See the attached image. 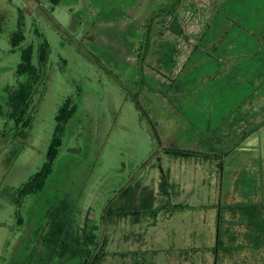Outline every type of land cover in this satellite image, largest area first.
<instances>
[{"label": "rangeland", "instance_id": "374dc122", "mask_svg": "<svg viewBox=\"0 0 264 264\" xmlns=\"http://www.w3.org/2000/svg\"><path fill=\"white\" fill-rule=\"evenodd\" d=\"M54 1L0 0L5 110L7 91L26 78L17 74L22 50L33 46L35 66L44 43L48 51L28 126L0 115V264H81L88 250L96 264L136 258L165 264L180 250L194 264H264L235 254L263 253L264 246L225 241L209 247L195 238L184 245V223L154 228L155 216L147 214L177 189L179 174L182 186L196 189L205 178L200 169L209 167L194 153L184 157L169 148L201 154L224 152L208 145H242L226 151V191L233 187L228 178L237 153L247 165L251 145H264V0ZM56 137L62 142L44 189L22 193L48 163ZM139 191L153 205L134 213L130 197ZM57 207L65 208L64 241L74 247L72 257L52 254L44 244L42 236L51 237L53 229L48 211ZM205 217L208 238L211 215ZM161 223L171 228L162 240Z\"/></svg>", "mask_w": 264, "mask_h": 264}, {"label": "crops", "instance_id": "0c3cea01", "mask_svg": "<svg viewBox=\"0 0 264 264\" xmlns=\"http://www.w3.org/2000/svg\"><path fill=\"white\" fill-rule=\"evenodd\" d=\"M208 146L213 149L224 150V152L217 153L207 151L199 154V152L192 150L194 154L191 156L196 154L197 157L204 159V164H206V166H209L206 169H204V167L200 169V172L204 174L201 175V178L205 177L201 185L196 189H194V187L189 189L188 186H182L180 183L181 174H179L175 178L176 182H174V184L178 186L177 189L172 192H165L166 194L162 197L161 208H159L158 211L152 208L151 211H148L150 212L147 213L148 215L151 214L152 216H155V218H152L151 224L156 228L159 222H166L170 225L172 222H175L173 225L184 223L185 225L183 229L186 231L184 241L182 242L184 245H188L189 242H187V239L190 241L195 238L199 244L209 247L217 245L219 247L226 244L225 241H227L228 243H235L234 245H231V247L259 246L260 248H263L264 145L261 147H258L260 145H251L252 150L247 157H245L247 158V162L249 161L247 165L242 164L241 161L243 158L240 156V153H237L235 168L229 171V176L231 177L228 178L231 179L233 187L226 191L223 187L227 171L224 163L225 157L230 149L241 150L242 145H232V147H230V145ZM227 150L228 152L226 153ZM221 160L222 163L219 165L218 162ZM178 165L182 166V163H179ZM191 170L193 173L190 175L193 176L194 170L192 167ZM213 176H215V178H213ZM189 179L191 178L189 177ZM155 194L156 193H152L150 196L154 198ZM148 196L149 195H145L140 191L138 194L135 193L133 196H129L134 204H137V206L134 207V209H137L134 213H140V209L141 211H146L147 208L143 205H153ZM173 198L175 199L174 201H172ZM177 215L181 217L177 218ZM208 215H211L209 228L210 236L204 238L203 230L206 227L207 222L205 216ZM162 223L160 234L158 233L160 237L163 236L160 238L161 240L164 236L166 237L168 235L167 232L170 228ZM225 223L226 236L224 237L222 229ZM162 229H166L164 235ZM183 229L181 231H183ZM124 238H129V233L124 234ZM137 238H141V236H138ZM242 240H244L245 243H241L240 241ZM206 241H208V243H206ZM235 254L239 255L237 258L241 262H264V252L255 253L249 250H242ZM213 260L212 256L210 261L212 262ZM159 261L161 262V260ZM222 261L223 263L228 262L227 258H224ZM139 262V258H136L129 263L139 264ZM157 262V259L153 258L152 260H149V263L147 264H157ZM194 263L195 261L193 257H190L189 253L184 250L177 251L174 255L171 254L169 258L165 260V264Z\"/></svg>", "mask_w": 264, "mask_h": 264}, {"label": "trees", "instance_id": "16d2710c", "mask_svg": "<svg viewBox=\"0 0 264 264\" xmlns=\"http://www.w3.org/2000/svg\"><path fill=\"white\" fill-rule=\"evenodd\" d=\"M55 0L54 2H57ZM22 61L19 63L17 67V74L18 76H26L25 80L19 84L17 88L14 90L7 91V106L8 109L5 110L0 104V115L4 116L8 120L12 121L16 127H27L29 124V107L30 103L33 100L34 95L36 94V88L40 84L39 82L43 79L44 67L46 66V58L48 55L47 45L44 43L39 49L38 54V65H34V48L33 46H28L26 49L22 50ZM72 99H67L60 110L58 115V122H62V118L64 113L67 111V106ZM74 109H72L73 111ZM59 127L56 130V134L59 132ZM0 135H3L2 131L0 130ZM55 142L49 147L47 160L46 163L41 170L36 172L31 180L26 183L21 192L28 195L30 193H35L39 191V189H44V183L48 175L53 170L52 163L57 155L58 149L61 146L62 139L56 137ZM167 151L171 152L174 155L180 156H189L192 151L182 150V149H172L169 148ZM63 207H67V204L64 202ZM64 209L57 207V209H49L48 217L50 218L49 222L52 225V236L49 237L47 234H44V244L52 251V254L59 252L60 254L69 252L71 254H76L74 247L66 244L64 241L65 235V225L66 221L62 219V214L65 212ZM55 234H58L57 239L54 238ZM60 240V244L57 242L53 244V241ZM58 247V248H57ZM57 248V249H56ZM85 251V249H82ZM85 253V252H84ZM100 254V253H99ZM97 254V255H99ZM85 259H83L81 264H96L97 261H90L88 257L91 255L90 250L86 252ZM72 257V255H71ZM51 259V257H49ZM48 262V261H47Z\"/></svg>", "mask_w": 264, "mask_h": 264}]
</instances>
